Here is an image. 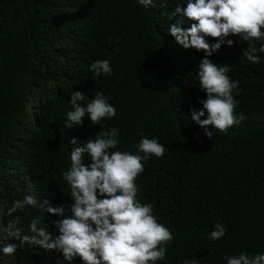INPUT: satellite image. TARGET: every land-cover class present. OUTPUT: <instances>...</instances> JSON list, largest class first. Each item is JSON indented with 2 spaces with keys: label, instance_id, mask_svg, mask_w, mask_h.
<instances>
[{
  "label": "trees",
  "instance_id": "trees-1",
  "mask_svg": "<svg viewBox=\"0 0 264 264\" xmlns=\"http://www.w3.org/2000/svg\"><path fill=\"white\" fill-rule=\"evenodd\" d=\"M154 3L0 0V246L15 238L7 241L4 231L13 201L29 194L37 199L36 207L14 213L24 232L33 216L41 224L48 222L49 214L39 208L43 199L73 202L71 190L61 188L72 138L80 144L116 127L120 143L112 151L136 154L141 133L156 130L171 136L157 129L156 120L173 124L172 117L181 114L170 104L199 81L205 53L184 50L167 33L179 18L167 17L178 3L185 7L186 0ZM230 39L234 46L222 45L209 59L231 66L229 75L240 82L239 93L234 92L241 101L237 108L245 119L227 133L191 146L158 137L164 156L149 158L136 180L137 199L153 204L158 222L177 216L186 234L195 233L190 241H180H186L198 264H227L224 257L239 252L264 254V52L257 53L260 63L252 64L242 56L247 42ZM261 45L264 40L255 41L258 49ZM103 59L111 62L113 75L96 76L91 70L94 61ZM73 91L85 95L83 104L103 91L117 115L99 125L86 116L83 126L67 129ZM191 210L194 217L183 220ZM217 221L227 231L211 241ZM11 257L19 264H57L46 252H36L34 260L0 252V264H14ZM156 264H172L169 246Z\"/></svg>",
  "mask_w": 264,
  "mask_h": 264
},
{
  "label": "clouds",
  "instance_id": "clouds-1",
  "mask_svg": "<svg viewBox=\"0 0 264 264\" xmlns=\"http://www.w3.org/2000/svg\"><path fill=\"white\" fill-rule=\"evenodd\" d=\"M138 3L155 7L154 0H138ZM166 5L161 3V7ZM177 16L167 29L174 43L184 50H203L205 56L197 72L199 81L185 88L179 99H173L170 104L173 111L179 110L181 114L172 117L173 124L161 118L156 120L157 129L170 132L171 136L159 135L156 130L141 133L134 145L136 154L112 151L120 143L116 127L80 144L78 138H72L70 167L65 164L64 169L68 170L62 174L61 188L71 190L73 202L51 204L43 199L39 208L49 214L48 222L41 224L40 218L33 216L24 232L20 217L14 213L23 211L25 206L36 207L37 199L29 194L13 201L7 213L12 219L4 231L7 241L15 238L0 246L4 256L20 254L34 260L36 252H46L55 256L57 264H156L166 257L169 246L172 264H198L186 241H180H190L195 233L186 234L177 216L158 222L153 204L137 199L140 189L136 180L149 158L164 156L166 149L158 137L167 143L185 142L191 146L221 132L227 133L245 119L237 108L241 103L237 101L240 82L229 75L231 66L213 63L209 57L222 45L234 46L236 42L230 38L236 36L248 45L241 50L242 56L252 64L260 63L257 53L264 52V45L258 49L255 41L264 40V0H186L185 7L178 3L167 18ZM186 21L190 22L189 27L183 26ZM91 70L96 76L113 75L107 59L94 61ZM108 99L103 91H95L94 98L83 104L85 95L73 91L64 126L67 129L83 126L86 116L92 125L115 117L117 109ZM188 215L194 217V211L186 212L183 220ZM226 231L217 221L209 239L220 240ZM224 259L227 264H264V254L239 252L227 254ZM10 260L19 264L13 257Z\"/></svg>",
  "mask_w": 264,
  "mask_h": 264
}]
</instances>
